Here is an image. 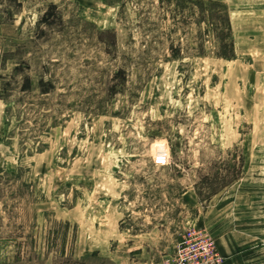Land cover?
Segmentation results:
<instances>
[{
    "label": "rangeland",
    "instance_id": "obj_1",
    "mask_svg": "<svg viewBox=\"0 0 264 264\" xmlns=\"http://www.w3.org/2000/svg\"><path fill=\"white\" fill-rule=\"evenodd\" d=\"M177 5L0 0V264H264V17L228 61Z\"/></svg>",
    "mask_w": 264,
    "mask_h": 264
},
{
    "label": "trees",
    "instance_id": "obj_2",
    "mask_svg": "<svg viewBox=\"0 0 264 264\" xmlns=\"http://www.w3.org/2000/svg\"><path fill=\"white\" fill-rule=\"evenodd\" d=\"M170 2H178L177 7L180 6L181 13L184 14L189 11L188 20L197 16V21L195 23L210 24L213 31V36L218 43L217 51L215 57L223 60H233L235 58L234 52V42L232 37V26L230 22L229 10L228 8L220 2L203 0H169ZM183 4V6H182ZM193 9H197V13ZM189 21H185L186 25L191 24ZM215 22V25L212 23ZM208 34V30H206ZM205 34V35H206ZM203 34H199V38L202 39ZM169 51L172 54L173 60H178V55L181 52L179 49L169 47ZM198 54L203 55L204 53V43L201 41L199 43ZM118 76L121 78L122 82L126 79V70L121 69L118 72ZM233 157V156H231ZM236 164L233 166L223 165L217 171L210 173L199 182L195 183L194 188L198 198L201 196L200 189L206 186L209 190V196H214L218 194L222 189L230 186L237 181H239L243 175L244 157L240 155L235 158ZM221 172V173H220ZM211 176V177H210ZM87 258H83L80 261L67 260L65 264H84Z\"/></svg>",
    "mask_w": 264,
    "mask_h": 264
},
{
    "label": "crops",
    "instance_id": "obj_3",
    "mask_svg": "<svg viewBox=\"0 0 264 264\" xmlns=\"http://www.w3.org/2000/svg\"><path fill=\"white\" fill-rule=\"evenodd\" d=\"M218 1L224 3L229 10L230 22L232 26V37L234 42V52L235 55L238 56L240 52L239 48L242 46V43L250 40V35L246 37L245 35L250 30V28H253L255 20L260 16L264 17V0ZM255 30L257 29L255 28Z\"/></svg>",
    "mask_w": 264,
    "mask_h": 264
},
{
    "label": "built area",
    "instance_id": "obj_4",
    "mask_svg": "<svg viewBox=\"0 0 264 264\" xmlns=\"http://www.w3.org/2000/svg\"><path fill=\"white\" fill-rule=\"evenodd\" d=\"M202 252H193V255L191 257L186 256L184 260H188L190 264H197L196 260H200V258L205 259L204 264H218L221 261V257L216 254L213 246H211V243L205 242ZM211 246V249H207L208 246ZM202 264V263H199Z\"/></svg>",
    "mask_w": 264,
    "mask_h": 264
}]
</instances>
